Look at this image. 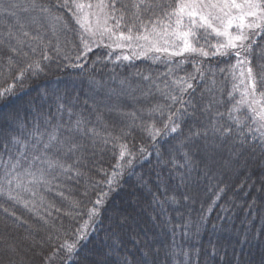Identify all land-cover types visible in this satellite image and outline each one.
<instances>
[{
  "label": "trees",
  "instance_id": "1",
  "mask_svg": "<svg viewBox=\"0 0 264 264\" xmlns=\"http://www.w3.org/2000/svg\"><path fill=\"white\" fill-rule=\"evenodd\" d=\"M39 2L53 7L57 0ZM82 2L95 5L99 0ZM105 2L111 3V0ZM166 2L175 6L177 0ZM121 3L127 7L121 8ZM132 4L133 0H116V8L125 12L126 20L131 15ZM0 5H3L0 7V39L11 32L15 38L26 42L24 51L28 52L29 59H36L42 48L37 47L33 54L27 45L36 46L38 42L30 37L39 35L45 44L51 41L48 54L53 58L44 74L27 79L23 88L17 85L15 95L0 104V119L11 113L23 122L26 131L38 124L45 135L57 125L64 134V129L82 120L85 133L88 129L99 133L92 137L74 132L79 151L74 155L54 154L67 164L79 159L77 167L82 176L70 179L74 173L65 174L56 169L47 177L49 185H29L35 196L20 191L19 203L0 196V238L5 236L7 246L11 242L12 247L0 254V264H46L45 258L63 242L65 234L73 232L87 218L77 214L73 202L80 201L83 206L101 191L100 188L89 189L87 197L82 195L91 181L102 179L98 169L111 171L117 163L120 141L112 137L121 136L122 132H129L122 137V142L132 151L144 146L152 155L146 159L137 156L135 174L125 172L119 189L110 195L94 230L86 242H81L75 257L69 260L61 252L49 264H142L145 251L152 264H261L264 259V148L252 140L241 145L230 114L239 116L245 125L251 124L249 102L259 110L264 105V92L258 85L255 99L245 95V84L241 81L247 82V76L240 73L246 69L243 64L237 65V57L230 54L204 58L185 53L169 60L166 54L155 52L137 57L144 41H134L123 42V48L96 47L88 53L83 69L69 67V63L82 61L75 59L81 50L80 27L67 9L53 7L68 24V30H63L62 24L45 19L43 13L28 8L29 0H0ZM153 11L162 14L159 8ZM150 14L144 13V18ZM92 23L96 24L95 18ZM184 23H188L187 19ZM99 25H104L102 16ZM23 32L30 35L25 37ZM205 35L214 45L226 41L215 33ZM57 38L61 48L59 54L53 51ZM10 43L14 45L15 39ZM104 43L111 41L105 37ZM172 43L177 41L173 39ZM0 55L3 56L0 88H4L12 83L16 68L9 74L6 48ZM65 56L69 59L65 60ZM123 56L131 59H117ZM249 60L254 75L264 70V36L258 37L253 44ZM22 63L18 60L16 67ZM197 66L204 72V79L192 81L196 88L193 94L196 109L181 124L184 135L194 129L211 127L213 122L218 126H231L234 131L229 137L210 134L206 142L200 140V147L190 152L191 159L186 162L184 152L189 149L181 148L183 137L177 134L175 138L160 137L151 141L140 127L131 126L130 116L120 113H135L136 125L149 121L148 109L157 103H169L158 88L178 94L172 82L193 74ZM145 76L148 79H144ZM58 104L64 105L60 113L57 112ZM234 107L235 112L232 111ZM153 118L157 126H162L158 116ZM2 126L9 127L6 121ZM100 137L111 142L105 145ZM154 145L160 152L159 157ZM0 152H3L2 147ZM165 189L177 203L166 202L165 211H162L154 194L165 200ZM23 201H28L29 206L25 207ZM67 238L71 242L72 237ZM19 239H24L25 244L19 243ZM4 245L6 242L0 240V247ZM213 248L215 255H212ZM23 249L29 250L28 253ZM13 251L16 255L11 257Z\"/></svg>",
  "mask_w": 264,
  "mask_h": 264
},
{
  "label": "snow or ice",
  "instance_id": "2",
  "mask_svg": "<svg viewBox=\"0 0 264 264\" xmlns=\"http://www.w3.org/2000/svg\"><path fill=\"white\" fill-rule=\"evenodd\" d=\"M53 7L67 9L80 27L78 38L81 50L75 59L82 62L79 64L69 63V67L83 69L88 53L96 47L112 48L114 45L116 48H123L125 46L123 42L144 41V45H140L142 51L136 54L137 57L146 56L148 52L166 54L169 60L172 57L183 56L185 53L204 58L234 55L237 57V65L243 64L246 69L240 73L241 76H247V82L241 81L245 84V95H250L255 99L258 85L261 92H264V70L254 75L249 60L253 44L256 43L258 37L264 36V0H177L175 6L167 4L166 0L163 4L160 3V0H133L131 15L127 20L125 19V12L116 8V0H111V3L99 0V3L95 5L84 3L82 0H57ZM53 7L41 3L39 0H29L28 6L32 10L43 13L45 19L62 24L63 30H68V24L64 17L58 15ZM126 7L125 4L121 3V8ZM156 8L161 9L162 14L155 13L153 10ZM144 13L151 14L145 19ZM101 16L104 19L103 26L99 25ZM93 18L96 20L95 25L92 23ZM185 19L188 21L187 24L184 23ZM109 21H112V24H109ZM122 27L125 30H120ZM233 27L236 29L235 35L230 32ZM246 29L247 31H245ZM205 33L208 35L215 33L216 36L227 37V40L222 44L214 45L209 43ZM29 35L28 32H23V36L28 37ZM105 37L111 43L105 44ZM12 39H15L14 45L10 43ZM30 39L38 42L36 46L27 45L33 54L36 53L37 47L42 48L39 58L29 59L28 52L24 51L26 42L15 38L11 32L7 34L5 39H0V53L5 48L9 52L6 58L9 74L13 68H16V75L13 77L12 83L8 84L7 87L0 88V104L7 102L15 95L17 85L23 88L27 79L44 74L48 64L53 59L48 54L51 41L45 44L39 35L30 37ZM173 39L177 43L173 44ZM5 40L9 42L6 43ZM57 40L58 43L53 51L59 54L61 52L59 38ZM201 40L204 41L203 44ZM230 50L234 51L230 52ZM108 58L111 59L110 54ZM0 59H3L2 55H0ZM64 59L68 60L69 58L65 56ZM117 59L130 60L131 57L123 56L117 57ZM18 60L23 61L20 67H16ZM208 71L211 72V69ZM170 73L171 70H169ZM195 73H199V76ZM143 78L148 79L147 76ZM198 79H204V72L199 66L196 67L193 74L172 82L177 86L178 94H172L158 88L161 96L169 103L167 105L157 103L148 109L149 121L136 125L135 113L120 114L130 116L132 118L131 126L140 127L141 131L151 141H156L160 137L173 136L175 138L177 134L183 137L180 146L189 149V151L184 152L185 161L188 162L191 159L190 152L200 147L198 143L200 140L203 139L206 142L210 134L213 137H229L234 131L231 126H218L213 122L211 127L194 129L187 136L184 135L181 124L186 117L195 112L193 94L196 88L192 81ZM185 95L188 99H185ZM62 109H64V105L58 104L57 112L60 113ZM249 109L252 114L251 124L245 125L239 116L231 114L230 119L236 125L235 131L240 137L241 145L252 140L264 148V105L257 110V108L251 107V102H249ZM232 111L235 112L237 109L234 107ZM155 116L159 117L162 126H157L156 119L153 118ZM5 121L9 125L8 128L2 126ZM46 123L50 125L49 121ZM83 123L84 121L77 120L75 126L63 130L64 134L61 133V126H52V130L45 135L38 124H34L30 131H26L23 122H20L11 113L0 119V147L3 148V152H0V171H2L0 196L18 203L21 202L20 191L31 192L35 196L36 193L32 191L29 185H49L51 182L47 177L56 169L65 174L74 173V177H69L70 179L82 176L83 173L77 167L80 163L79 159L75 160L73 164H67L61 162L59 156L54 154L63 152L64 155H74L79 151L80 145L74 141V132L90 134L92 137L99 136L95 129H88L85 133L82 128ZM127 135L129 132H122L121 136L112 137V140L120 141L117 163L111 171L98 169L102 179L91 181L82 193L83 196L87 197L89 189L100 188L101 191L97 193L95 199L84 202L83 206L80 201L73 202V208L77 214H82L87 218L73 232L65 234L63 242L45 258L46 264L56 259L61 252L69 260L75 257L81 242H86L89 233L94 230L110 195L119 189L120 181L125 172L129 175L135 174L134 162H139L137 156L146 159L152 155L144 146H140L135 152L132 151L127 143L122 142V137ZM109 136H111L110 133ZM100 139L105 145L111 142L108 138L100 137ZM93 143L95 144V140ZM153 147L159 157V150L155 148V145ZM173 163L175 164V161ZM138 180L142 184L144 183L142 178L138 177ZM60 194L63 195V193ZM163 194L165 200H160L159 196L155 194L154 200L160 205L161 210L165 211L164 204L166 202L175 204L177 201L174 196H168L166 189ZM23 203L25 207L29 206L28 201H23ZM3 211L8 213L9 210L4 208ZM11 215L15 214L11 213ZM68 236L72 237L71 242H69ZM51 239L52 237H49V240ZM59 239L58 236L57 240ZM245 240H247L246 236ZM215 254L216 250L213 248L212 255ZM143 256L142 264H152L147 251L143 253ZM261 264H264V259H262Z\"/></svg>",
  "mask_w": 264,
  "mask_h": 264
},
{
  "label": "rangeland",
  "instance_id": "3",
  "mask_svg": "<svg viewBox=\"0 0 264 264\" xmlns=\"http://www.w3.org/2000/svg\"><path fill=\"white\" fill-rule=\"evenodd\" d=\"M245 31H247V29L245 30ZM230 32L233 34V35H235L236 34V29L233 27L232 29H230ZM224 37V36H223ZM224 39L225 40H227V37H224ZM5 237V236H4ZM4 237H1L0 238V240H2V241H4V242H6V245H4V246H1L0 247V254H5V251L4 250H9V249H11L12 250V247L10 246L11 244V242H8V244H9V246H7V241H5V238ZM18 242L19 243H23V244H25L24 242H25V240L24 239H19L18 240ZM18 243V244H19ZM29 246V245H28ZM18 248V247H17ZM29 248H30V246H29ZM18 251V250H17ZM28 251L29 250H25V249H23V252L25 253V254H27L28 253ZM16 255V253L13 251V254H11V257L13 256H15ZM26 256V255H25ZM10 258V257H9ZM19 258V257H18ZM0 259H1V257H0ZM3 260H5V258L3 259ZM22 261H24V260H22ZM22 264V263H21ZM26 264V263H25Z\"/></svg>",
  "mask_w": 264,
  "mask_h": 264
}]
</instances>
